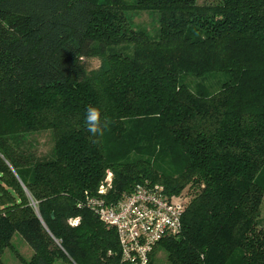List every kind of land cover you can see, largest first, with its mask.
Here are the masks:
<instances>
[{
	"label": "trees",
	"instance_id": "16d2710c",
	"mask_svg": "<svg viewBox=\"0 0 264 264\" xmlns=\"http://www.w3.org/2000/svg\"><path fill=\"white\" fill-rule=\"evenodd\" d=\"M43 130L50 158L10 143ZM106 171L112 203L144 183L187 196L147 264L157 246L169 264H264V0H0V264L15 233L22 264H137L85 206Z\"/></svg>",
	"mask_w": 264,
	"mask_h": 264
},
{
	"label": "built area",
	"instance_id": "2783aa9c",
	"mask_svg": "<svg viewBox=\"0 0 264 264\" xmlns=\"http://www.w3.org/2000/svg\"><path fill=\"white\" fill-rule=\"evenodd\" d=\"M111 186L112 173L106 171L97 195L89 197L85 206L102 222L115 228L124 261L147 264L161 239L179 233L187 196H168L163 186L144 183L137 184L129 195L112 203L106 199ZM69 223L76 226L78 218Z\"/></svg>",
	"mask_w": 264,
	"mask_h": 264
},
{
	"label": "rangeland",
	"instance_id": "374dc122",
	"mask_svg": "<svg viewBox=\"0 0 264 264\" xmlns=\"http://www.w3.org/2000/svg\"><path fill=\"white\" fill-rule=\"evenodd\" d=\"M205 1L206 0H197L198 3H204ZM132 16V26L135 29L146 30L150 36H154L158 29L157 13L139 11L135 12ZM98 65L99 61L97 59H92L88 62L89 69H95ZM192 79L196 80V78ZM10 143L22 151L33 154L37 158H50L53 153L54 138L50 130H43L12 135ZM261 217L262 224H264V206H262ZM32 254V249L18 233H15L11 240V246L6 248L1 255V262L3 264H22L20 259L28 261ZM152 256L155 264H169L166 253L161 246L156 247ZM54 264L68 263L56 260Z\"/></svg>",
	"mask_w": 264,
	"mask_h": 264
},
{
	"label": "clouds",
	"instance_id": "9594fccd",
	"mask_svg": "<svg viewBox=\"0 0 264 264\" xmlns=\"http://www.w3.org/2000/svg\"><path fill=\"white\" fill-rule=\"evenodd\" d=\"M110 121L105 119L102 123L100 110L94 106L87 108L86 124L92 136H102L104 130L108 128Z\"/></svg>",
	"mask_w": 264,
	"mask_h": 264
}]
</instances>
